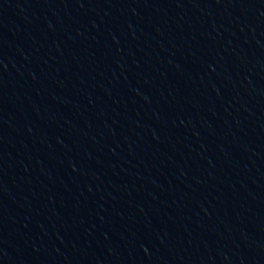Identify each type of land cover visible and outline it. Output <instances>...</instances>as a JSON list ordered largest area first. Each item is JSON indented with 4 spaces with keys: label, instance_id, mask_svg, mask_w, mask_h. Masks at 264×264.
<instances>
[{
    "label": "water",
    "instance_id": "water-1",
    "mask_svg": "<svg viewBox=\"0 0 264 264\" xmlns=\"http://www.w3.org/2000/svg\"><path fill=\"white\" fill-rule=\"evenodd\" d=\"M0 264H264V0H0Z\"/></svg>",
    "mask_w": 264,
    "mask_h": 264
}]
</instances>
